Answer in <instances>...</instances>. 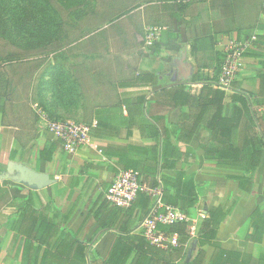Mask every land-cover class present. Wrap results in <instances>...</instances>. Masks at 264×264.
<instances>
[{"label": "crops", "instance_id": "1", "mask_svg": "<svg viewBox=\"0 0 264 264\" xmlns=\"http://www.w3.org/2000/svg\"><path fill=\"white\" fill-rule=\"evenodd\" d=\"M252 36L257 41L242 72L224 91L229 115L239 104L234 96L251 100L259 93L264 0L158 1L47 60L3 63L0 183L7 192L0 197V264H264V156L253 187H241L206 156L211 132L204 124L193 138L187 132L176 138L188 111L173 99V89L197 83L205 78L203 68L223 63L230 39ZM179 65L190 71L187 78L180 72L173 78ZM55 118L97 121L91 139L102 153L90 147L66 153L49 133ZM14 164L45 173L54 183L33 190L2 179ZM122 170L140 172L148 185L165 176L177 185L173 195L193 203L183 205L184 212L174 207L190 223L186 243L153 245L142 234V209L128 219L104 203ZM26 205L35 218H25L16 232L17 214ZM214 208H224L227 217L207 238L200 232ZM43 218L54 233H39L47 225Z\"/></svg>", "mask_w": 264, "mask_h": 264}, {"label": "trees", "instance_id": "2", "mask_svg": "<svg viewBox=\"0 0 264 264\" xmlns=\"http://www.w3.org/2000/svg\"><path fill=\"white\" fill-rule=\"evenodd\" d=\"M76 1L0 0V27L2 29L11 26V29L18 36L30 34V36L36 35L42 40L51 34L50 39L45 44L30 45L20 52H6L4 57L0 56V79L6 77L3 69L5 62L39 57L42 60H47L63 48L58 41L61 34L57 31V25L63 18L60 9L62 11L71 9L75 6ZM179 8L182 11L183 5H180ZM246 55L247 52L245 57ZM221 65L216 66V68L219 69ZM150 76L153 77V74ZM258 77V95L251 100L244 96H234L233 101L239 104L233 107V111L229 115L225 111L226 93L212 86L206 78L199 79L197 83L189 87L178 86L173 89L174 104L182 106L188 111L183 115V127L179 130L176 138L180 140L181 136L187 132L191 139L197 131V127L204 124L211 132L210 144L204 149L206 156L213 161L216 168L227 171L230 180L239 182L241 187L245 189L253 187L255 176L262 165L264 156V73H259ZM165 156L164 154L163 159L167 160ZM166 168V162H164L161 165V170ZM140 175L142 176L141 173ZM143 182L147 184L144 179ZM147 186L151 189L162 188V202L166 206L179 208L184 212L183 205L190 206L193 204H188V199L179 194L173 195L170 189H177V185H170L165 176L153 178L152 184H147ZM105 202L113 209H117L115 214H124L128 219L134 216L138 208L144 211L143 218H145L153 205V199L143 192L138 193L136 200L128 208L113 207L106 198ZM26 203L30 202L27 201ZM28 206L26 205L23 210H19L18 221L13 227L14 231L23 229L25 218H35L34 212L31 214ZM114 217L117 218V216ZM226 217L227 213L224 208L212 209L209 212V217L202 224L201 235L207 238L214 236V228H217ZM43 219V223L47 225L41 227V230L38 228L39 233L41 232L42 235L49 231L54 233L55 227L51 228L49 221L46 218ZM37 221V219L34 220V222ZM34 229L32 226V230ZM158 229L166 235H177L181 245L186 243L191 236L189 222L159 224ZM85 248L82 244L79 247L82 253Z\"/></svg>", "mask_w": 264, "mask_h": 264}, {"label": "built area", "instance_id": "3", "mask_svg": "<svg viewBox=\"0 0 264 264\" xmlns=\"http://www.w3.org/2000/svg\"><path fill=\"white\" fill-rule=\"evenodd\" d=\"M256 41V36L247 39H230L223 53L224 60L221 67L219 69L214 67L201 70L208 83L223 91L230 90L232 83L245 66L246 52ZM97 127V121L83 123L64 118H55L48 125L52 138L60 140L64 151L70 155L76 154L85 147H90L102 153L99 146L92 143L91 139V132ZM140 192L146 193L153 199V205L142 224L144 238L156 246L180 247L178 236L162 233L158 229V225L187 222L186 216L174 207L164 205L162 202V188L151 189L148 187L143 182L139 172L133 170L120 171L111 183L105 198L112 206L128 208Z\"/></svg>", "mask_w": 264, "mask_h": 264}, {"label": "rangeland", "instance_id": "4", "mask_svg": "<svg viewBox=\"0 0 264 264\" xmlns=\"http://www.w3.org/2000/svg\"><path fill=\"white\" fill-rule=\"evenodd\" d=\"M158 1L168 2L169 0H77L71 9H64V11L60 9L63 18L57 25V31L61 34L58 41L64 47L80 39L85 40L84 38L97 33L124 14ZM117 25L118 23L113 26ZM50 37L51 34L42 40L36 35L18 36L11 26L7 29L0 27V56L4 57L6 52H20L30 45L45 44ZM6 192L7 187L0 183V197H6Z\"/></svg>", "mask_w": 264, "mask_h": 264}, {"label": "water", "instance_id": "5", "mask_svg": "<svg viewBox=\"0 0 264 264\" xmlns=\"http://www.w3.org/2000/svg\"><path fill=\"white\" fill-rule=\"evenodd\" d=\"M177 72L182 73L184 78H187L190 75V71L180 65L178 66ZM2 179L12 180L17 184L25 185L33 190H41L54 183L49 175L35 172L19 164L12 165L9 172L2 176Z\"/></svg>", "mask_w": 264, "mask_h": 264}, {"label": "flooded vegetation", "instance_id": "6", "mask_svg": "<svg viewBox=\"0 0 264 264\" xmlns=\"http://www.w3.org/2000/svg\"><path fill=\"white\" fill-rule=\"evenodd\" d=\"M172 76H173V78H180V73L179 72H176V70H174V72L172 73Z\"/></svg>", "mask_w": 264, "mask_h": 264}]
</instances>
